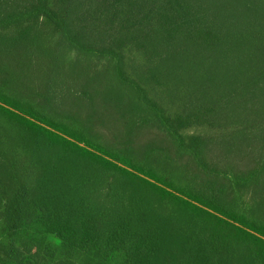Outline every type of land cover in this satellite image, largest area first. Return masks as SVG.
Listing matches in <instances>:
<instances>
[{"label": "trees", "instance_id": "1", "mask_svg": "<svg viewBox=\"0 0 264 264\" xmlns=\"http://www.w3.org/2000/svg\"><path fill=\"white\" fill-rule=\"evenodd\" d=\"M59 43L90 105L59 122L0 91V264H264V0H0L2 47ZM116 87L165 136L137 158L92 134Z\"/></svg>", "mask_w": 264, "mask_h": 264}, {"label": "rangeland", "instance_id": "2", "mask_svg": "<svg viewBox=\"0 0 264 264\" xmlns=\"http://www.w3.org/2000/svg\"><path fill=\"white\" fill-rule=\"evenodd\" d=\"M57 41L60 42V39H57ZM59 45L61 46L59 49H55L56 46L53 45H38L39 51L30 52V50L26 51L24 48L17 51L14 50L13 45L2 47V44H0V91L22 101L26 104L23 106L27 108H39L52 119L71 123L65 117L66 113L76 112L74 110L69 111L70 106L68 104H72L79 98L80 94L78 93L81 91L82 86V90L86 92V95H83L81 100L90 105L91 98L88 96L90 90L83 88V84L74 77L65 85L62 83L59 78L62 58L59 55L71 52L68 47L60 43ZM121 59L126 64L124 70L129 75L134 76V68L131 66H137V63H139L137 52H124ZM82 60L84 62L81 66L87 70L90 65L101 66L100 68L105 66L110 69L117 65L115 60L109 62L101 57H82ZM102 89L97 86L96 90L101 91ZM114 94H117L116 98L112 102H107L109 96ZM121 94V89L117 87L107 88L103 100L100 101L103 104L101 105V112L104 115L105 125L103 128H94L92 134L108 149H119L126 155L131 154L137 158V149L139 152L145 151L148 143L160 140V136L162 138H165V136L161 135L163 131L158 126L141 125L143 113L137 110L139 104L135 95H131L125 105H122L119 101ZM114 102L118 108H114V105H112ZM62 103H65L63 106L68 108L64 109ZM137 123L138 128L139 126L142 127L139 130H137ZM209 133L208 129L201 126L191 127L182 132L187 137L191 135L204 136ZM129 138L131 141H128ZM130 147H133L134 150ZM144 156L142 155L140 159L144 160ZM185 175L189 180L193 178L190 172L185 173ZM242 201L244 206H249L251 197L245 195ZM28 229H30L29 231H35L39 228L35 226ZM47 240L50 243L59 245V240L54 236H47ZM13 245V242H8L6 246L11 249V252L18 255L21 250H15ZM17 246H19V243H17Z\"/></svg>", "mask_w": 264, "mask_h": 264}]
</instances>
